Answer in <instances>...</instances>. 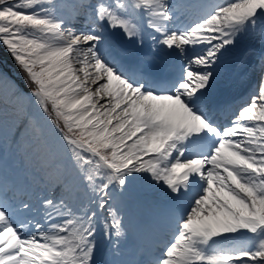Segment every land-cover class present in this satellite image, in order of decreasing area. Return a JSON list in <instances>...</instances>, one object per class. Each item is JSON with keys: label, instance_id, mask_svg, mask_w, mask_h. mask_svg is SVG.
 Here are the masks:
<instances>
[{"label": "snow or ice", "instance_id": "6c2138e0", "mask_svg": "<svg viewBox=\"0 0 264 264\" xmlns=\"http://www.w3.org/2000/svg\"><path fill=\"white\" fill-rule=\"evenodd\" d=\"M70 7L0 0L27 87L0 77V128L40 129L37 176L0 179V264H264V0ZM130 198L147 261L120 259Z\"/></svg>", "mask_w": 264, "mask_h": 264}, {"label": "rangeland", "instance_id": "374dc122", "mask_svg": "<svg viewBox=\"0 0 264 264\" xmlns=\"http://www.w3.org/2000/svg\"><path fill=\"white\" fill-rule=\"evenodd\" d=\"M222 1V0H221ZM63 5H67V4H63ZM11 80L8 79L7 82L9 83ZM9 88V87H8ZM4 91H5V88H4V85L0 84V94H4ZM40 136V129L38 128L37 130V133H35L33 135V140H35V138L39 137ZM33 148V147H32ZM32 151V149H31Z\"/></svg>", "mask_w": 264, "mask_h": 264}, {"label": "bare ground", "instance_id": "6f19581e", "mask_svg": "<svg viewBox=\"0 0 264 264\" xmlns=\"http://www.w3.org/2000/svg\"><path fill=\"white\" fill-rule=\"evenodd\" d=\"M58 2L61 3V4L65 3V2H67V4L69 3L67 0H58Z\"/></svg>", "mask_w": 264, "mask_h": 264}]
</instances>
